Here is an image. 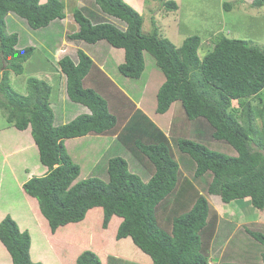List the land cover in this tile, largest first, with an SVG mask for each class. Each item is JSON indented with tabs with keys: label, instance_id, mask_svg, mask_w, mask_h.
<instances>
[{
	"label": "trees",
	"instance_id": "trees-1",
	"mask_svg": "<svg viewBox=\"0 0 264 264\" xmlns=\"http://www.w3.org/2000/svg\"><path fill=\"white\" fill-rule=\"evenodd\" d=\"M90 1L102 12L122 20L125 29L109 22H92L87 16L92 10L85 14L73 6L78 30L66 37L89 44L102 42V57L110 47L121 50L117 70L130 79L141 76L146 51L164 77L156 93L155 112L164 114L178 102L185 116L174 118V123L201 119L211 129L210 137L224 141L235 153L191 139L182 127L179 134L164 133L81 49L76 51L77 61L63 55L57 64L65 76L67 97L88 112L55 125L48 79L27 77L25 94L11 87L9 73L21 74L35 48H15L18 35H7L5 28L9 13L24 19L33 29L58 25L66 16L65 1L0 0V109L8 125L19 130L30 127L39 162L46 167L43 174L22 183L23 197L41 227L48 229L49 246L62 264H103L102 253L111 255L108 262L123 264L125 260L112 256L115 251L130 257L133 263L129 264H210L211 247L217 248L213 239L217 214L202 190L225 203L248 198L252 206L264 211V47L230 37L229 32L221 30L222 25L209 38L211 49L207 50L196 34L176 46L161 36L154 22L151 31L144 32L142 14L126 0ZM251 3L260 7L264 0ZM162 5L170 11L178 8L175 0H162ZM223 6L225 10L231 8L229 2ZM201 50H205L202 55ZM90 133L108 137L116 133L119 144L148 174L147 180L133 172L135 166L129 167L119 155L107 160V179H102V173V178L76 180L80 166L67 154L64 141ZM95 170L99 175L98 168ZM184 170L193 172L192 180L201 183V192L184 177ZM194 188L196 194L187 193ZM173 199L180 203L178 211L170 209ZM91 211L92 220H96L93 226L87 225L76 234L65 230V239H70L64 242L52 235L63 227L69 230ZM98 217H102L100 222ZM101 230L108 235L100 237ZM246 231L264 245V232ZM97 239L102 240L95 249ZM0 243L11 264H43L31 259L30 232L22 230L10 213L0 219ZM130 243L141 254L138 258L129 251ZM261 255L264 264V253Z\"/></svg>",
	"mask_w": 264,
	"mask_h": 264
},
{
	"label": "rangeland",
	"instance_id": "rangeland-1",
	"mask_svg": "<svg viewBox=\"0 0 264 264\" xmlns=\"http://www.w3.org/2000/svg\"><path fill=\"white\" fill-rule=\"evenodd\" d=\"M64 1V12L66 16L61 20V27L52 24L50 27L33 29L28 26L24 19L16 16L14 13H9L6 17L7 26L5 28L7 35L17 33L18 40L14 45L15 48H22L25 46H33L35 48L31 57L24 62L23 72L21 74H15L12 71L9 73L11 87L17 92L25 94V81L27 77L33 76L39 79H48V82L52 86L50 105L54 111L55 125L67 123L83 112L80 104L74 103L67 98L60 76L56 77V70L58 67L56 60L58 57H61L63 53H68L74 61H77L76 51L78 49H81L90 57H92L90 54L95 53V51L101 55L104 46L102 42L89 44L80 40H71L70 43H68V38L66 37L67 33L78 30V25L73 19L71 8L77 6L79 0ZM253 1L254 0H175L178 4V8L170 11L162 5V0H126V2H129L139 13L142 14L144 19L142 29L144 32H150L154 22L161 36L169 39L174 45H180L185 37L196 34L202 38L207 49L212 47L209 38L220 31L218 28L221 25V30L224 29L226 33L230 32L228 34L230 37L247 39L252 44L264 47V4L260 7H254L251 3ZM224 2L230 3L231 8L229 10L224 9ZM91 21L109 22L122 30L126 27V24L122 20L102 12L97 6L94 16L91 17ZM204 51L205 50H201L199 53L202 55ZM117 53L118 51L115 50V48H109L108 52L105 53V56L102 57L104 65H106L103 70L105 73L110 74L113 77L111 78L114 82L129 93L130 97L140 109L151 114V118L163 131L169 135L172 133L179 134V128L182 127L186 130L188 137H191V139L193 138L204 143L212 149H217L230 154L235 153L234 150L224 141L214 140L210 137L211 129H209V126L203 120L196 119L195 121L183 124L182 121L185 114L178 102L173 103L166 113L161 115L156 113L155 97L164 77L160 69L156 66L153 57L145 51V68L141 76L138 79H130L123 77L118 72L117 64L122 58L120 59ZM47 75L50 78H48ZM61 115H66L65 120H60ZM174 118L183 119L182 121L177 120L176 123H174V121H172ZM185 120H187L186 117ZM27 129H30L29 126ZM196 130L199 131L200 134H198ZM17 131H19V129L15 126L7 124L3 110L0 109V146L4 148V150L0 151L9 153L8 156L5 154L4 159L8 160L9 164L15 166L16 162L19 163V165L15 166V169L12 171L14 177L10 174V171H6L8 168L7 165L2 168V186L0 185V219L5 214L10 213L22 230L27 229L30 232V250L31 259L33 261H40L43 264H62V260L59 261V258L49 246L50 243L47 240V236L49 235L48 229L45 226L43 229L37 223L29 203H27L23 197L21 189L22 181L25 182L33 175L43 174L45 172V167L39 162L37 148L34 146L28 147L27 138L31 134V130L29 132H22V135L25 136L21 140L18 138L19 133H15ZM31 136L32 135H30V137ZM110 139V137L106 136L96 137L86 135L85 137H76L74 139L65 140L67 154L80 166V174L76 180L94 176L100 177L102 173H105V177L100 178L107 179V172L105 170L107 160L105 165V160L103 159L117 155L123 157L129 164V167H131V165L135 166L132 171L140 175L143 180H147L149 177L148 174L125 147H123L120 152L114 153L113 148L110 147L112 145ZM18 140L26 146L23 147L22 144L21 148L14 149ZM22 151L26 153V156L23 157ZM175 153L177 156L180 155L176 148ZM187 156L188 154L183 157L185 158ZM96 168H98L99 175L96 173ZM184 172V177L186 176L192 180L193 172L190 170H184ZM206 179H209V176H206ZM192 183L194 187L201 192L199 189L201 183H198L197 185L193 180ZM195 188L189 189L187 193L196 194L197 192ZM202 191L207 199L212 201V205H214L213 207L218 205L219 202H222L221 199H218V196H211L206 194L204 190ZM242 199H240V201H243ZM170 203H172L170 209H176L178 211L180 203L176 202L175 199L171 200ZM249 210L250 209H248V212ZM243 211V214H246L247 210L244 209ZM263 214V211H258V216L254 222H249L248 217L243 218V220L238 219V222H248L243 227H249L250 229L264 232ZM92 218L93 213L91 211L86 214L85 218L89 223L84 221L82 223L93 226L96 223V220H92ZM101 218L98 217L99 222ZM228 223L233 225L232 222H227L226 224L228 225ZM80 227L81 226H78L77 224L73 225L69 230V227H63L52 235H54L59 242H64L70 239H65V230L68 233L70 231V234H76ZM249 228H245V230ZM234 230H236V226L234 227ZM220 233L225 234L223 231H220ZM107 235V231L101 230L100 237H106ZM231 237L226 240V244L223 245L222 248H219L217 254L214 250L210 251V256H212L210 259L214 260V262L212 260L210 264H219L220 262L263 264L261 255L264 253L263 244L251 238L248 234H245L244 230H240L232 239ZM98 240L102 239L96 240V244H94L96 245V247H94L95 249H97L99 245ZM85 242L87 241H83L82 243L84 244ZM88 243H90V241H88ZM132 246L133 244L130 243L129 251L135 253L138 258L141 254L135 250L136 248L133 249L134 246ZM64 252L65 251L63 250L62 253ZM115 252L116 253L112 256L125 260L122 261L124 262L123 264H129V262L133 263V260L130 257L125 254L120 255L117 251ZM99 256L102 259L103 264H114L113 261L108 262V258L111 257L109 253H102L101 255L99 254Z\"/></svg>",
	"mask_w": 264,
	"mask_h": 264
},
{
	"label": "crops",
	"instance_id": "crops-1",
	"mask_svg": "<svg viewBox=\"0 0 264 264\" xmlns=\"http://www.w3.org/2000/svg\"><path fill=\"white\" fill-rule=\"evenodd\" d=\"M79 8H81L83 10V12L85 14H88L91 10V13H89L87 16H94L95 14V11H96V6L92 5L91 4V1L90 0H79V3L77 5ZM62 20V19H61ZM61 20H59L58 22V27H61L62 24H61ZM51 26V25H50ZM61 30V29H59ZM59 35V34H58ZM60 37V35H59ZM68 43H70L71 39H68L67 40ZM72 41H77V40H72ZM118 51V55H119V58L121 59L122 57V53H121V50H117ZM63 55H68V53H63ZM92 55V60L98 64L100 66L101 69H103L104 67H106V65H104V62H103V58L102 56L97 52L95 51V53H92L90 54ZM61 56V57H62ZM70 56V55H69ZM61 57H58L61 58ZM58 59L56 60V62L58 61ZM58 65V64H57ZM104 65V66H103ZM57 76L56 77H59L60 76V80H61V83L62 85L64 86V91H65V76L60 72L59 70V67H57ZM110 77H112L110 74H108ZM48 77V75H47ZM50 78V77H48ZM113 78V77H112ZM111 78V79H112ZM120 87V86H119ZM66 92V91H65ZM126 92V91H125ZM127 93V92H126ZM129 95V93H127ZM67 96V94H66ZM130 96V95H129ZM68 98V97H67ZM69 99V98H68ZM70 100V99H69ZM71 101V100H70ZM155 106H156V102H155ZM80 107L82 108L83 112H88V109L81 105L80 104ZM144 111V110H143ZM74 112H75V109H74ZM150 118H151V114L147 113L146 111H144ZM65 117L66 115H61V118L60 120H65ZM56 119V118H55ZM155 122V121H154ZM156 123V122H155ZM158 125V124H157ZM160 127V126H159ZM30 128V127H29ZM7 129V128H6ZM24 131H30V129H24V130H19L17 132H15L16 134L19 133L18 135V138L21 140L25 135H22V132ZM164 133H166L165 131H163ZM167 135H169L168 133H166ZM29 135V133H28ZM31 135V134H30ZM27 138L28 139V147L29 146H34L37 148L34 140L32 141L31 137ZM89 136H96L98 137L99 135H95V134H89ZM102 136V135H101ZM105 136V135H103ZM85 137V136H84ZM108 137V136H106ZM110 140H111V143L112 145L110 147L113 148L114 150V153H118L122 150L123 146L121 144H119V142L117 141L116 139V133L112 134L110 136ZM74 139V138H73ZM20 140H18L17 144L14 146V149H18V148H21V145L23 144ZM67 140V139H66ZM64 144H65V141H64ZM13 145V144H12ZM26 146L25 144H23V147ZM0 150H4V148H2L0 146ZM23 153V157L26 156V153L24 151H22ZM5 154L8 156V152H3V151H0V185L2 186V183H1V173H2V168L5 167L6 165L8 166L7 168V172L10 171V174L13 175L14 177V174H13V170L15 169V166L19 165L18 162L15 163V166L9 164V161L8 160H4L5 159ZM4 155V156H3ZM109 158H104L103 160H108ZM100 160V159H98ZM24 161V160H23ZM105 164V162H104ZM103 168V167H102ZM46 171V168L44 169ZM23 183V181H22ZM21 183V185H22ZM213 196V195H212ZM218 199L220 200V198L218 197ZM248 198H244L242 199L243 201H240V199H237V200H233L229 203H225V202H219L218 205H215V207H213L214 205H212L211 203V206L212 208L214 209V212L217 214V224H216V228H215V232H214V235H213V239L217 241V248L214 250V252H216V254L219 252V248H222L223 245L226 244V240H228L231 235V239L240 231V230H244L245 234H248V232L245 230V228H249V227H243L246 223L248 222H238V219L240 220H243V218H246L248 217V221L249 222H254L256 220V217L258 216V211H261L257 208H255L254 206H252L249 202V200H247ZM218 200V201H219ZM247 210L246 214H243V210ZM248 209L249 212H248ZM255 209V210H253ZM264 213V211H263ZM263 217H264V214H263ZM36 218V216H35ZM242 218V219H241ZM254 219V220H253ZM36 221L37 223L41 226V223H40V220L38 218H36ZM227 222H232L233 225L231 223H228V225L226 224ZM44 226V225H43ZM236 226V230H234V227ZM243 227V228H242ZM250 229V228H249ZM220 231H223L225 234H221ZM235 232V233H234ZM237 232V233H236ZM249 235V234H248ZM250 236V235H249ZM251 237V236H250ZM252 238V237H251ZM212 239V241H213ZM225 241V243H224ZM254 241V240H253ZM0 247H1V251H0V264H11V259H10V256L9 254L7 253V251L5 250L4 246L0 243ZM212 247H211V251H212Z\"/></svg>",
	"mask_w": 264,
	"mask_h": 264
},
{
	"label": "clouds",
	"instance_id": "clouds-1",
	"mask_svg": "<svg viewBox=\"0 0 264 264\" xmlns=\"http://www.w3.org/2000/svg\"><path fill=\"white\" fill-rule=\"evenodd\" d=\"M229 33H230V32H229ZM211 46H212V44H211ZM211 48H212V47H211ZM211 48H210V49H211ZM206 49H207V47H206ZM207 50H208V49H207ZM90 134H93V133H90ZM133 157L137 160V158H136L135 156H133ZM45 168H46V167H45ZM133 169H134V168H133ZM34 217H35V215H34ZM83 221L86 222V223H89V222H88L87 220H85V218H84L82 221H80V222H78V223H73L71 226L77 224L78 226H81L80 229H81V228H85V227L87 226V224L82 223ZM80 229H79V230H80ZM97 237H99V236H97Z\"/></svg>",
	"mask_w": 264,
	"mask_h": 264
}]
</instances>
